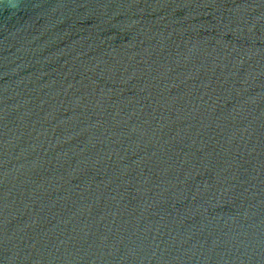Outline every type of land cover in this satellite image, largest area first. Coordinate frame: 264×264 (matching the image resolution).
I'll use <instances>...</instances> for the list:
<instances>
[{"label": "water", "instance_id": "obj_1", "mask_svg": "<svg viewBox=\"0 0 264 264\" xmlns=\"http://www.w3.org/2000/svg\"><path fill=\"white\" fill-rule=\"evenodd\" d=\"M0 264H264V0H0Z\"/></svg>", "mask_w": 264, "mask_h": 264}]
</instances>
